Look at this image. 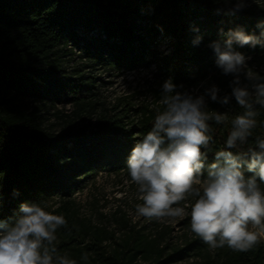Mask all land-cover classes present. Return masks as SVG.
I'll use <instances>...</instances> for the list:
<instances>
[{
    "label": "trees",
    "instance_id": "16d2710c",
    "mask_svg": "<svg viewBox=\"0 0 264 264\" xmlns=\"http://www.w3.org/2000/svg\"><path fill=\"white\" fill-rule=\"evenodd\" d=\"M246 2L244 10L230 15L225 0H0V219L11 223L24 202L42 206L54 197L71 198L100 171L130 180L127 157L162 110L161 87L168 78L189 91L207 81L205 86L215 83L221 95L230 92L231 77L221 74L208 45L223 38L220 29L239 27L259 35L264 0ZM198 35L203 40L196 45ZM164 42L165 53L158 49ZM237 50L251 57L249 64H264L259 45ZM76 58L81 62L69 66ZM153 67L162 82L151 101L122 99L107 107L95 92L102 79L96 73ZM62 102L70 105L69 113L56 109ZM53 109L57 122L48 124L46 115ZM208 110L227 112L228 120L209 121L213 142L206 166L224 147L231 120L244 111L234 100L228 107L209 101ZM257 111L249 144L264 137V108L257 106ZM63 216L67 246L75 240L73 219ZM165 233L147 235L131 228L110 251L94 236L87 250L101 249L97 264H134L141 257L159 264L168 247ZM205 247L195 235L166 261L204 255ZM206 264H264V246L259 242L247 252L217 248Z\"/></svg>",
    "mask_w": 264,
    "mask_h": 264
},
{
    "label": "clouds",
    "instance_id": "9594fccd",
    "mask_svg": "<svg viewBox=\"0 0 264 264\" xmlns=\"http://www.w3.org/2000/svg\"><path fill=\"white\" fill-rule=\"evenodd\" d=\"M225 3L230 5V15L247 7L246 0ZM257 28L259 35L239 27L220 29L223 38L208 45L221 74L231 77L230 92L221 95L220 87L205 86L207 81L191 91L172 78L163 82L162 110L126 160L141 201L135 205L136 215L158 222L188 216L191 232L211 249L227 246L247 252L264 238V137L256 136L249 144L257 127V106L264 108V75L249 66L250 56L237 50L264 48V21ZM202 40L198 35L193 43ZM233 100L244 111L231 120L224 147L206 166L213 142L209 121L228 120L227 112L209 111V101L228 107ZM245 145L246 150H241ZM66 223L64 216L38 202L21 203L11 223L0 219V264H77L67 254L61 255L55 244L57 230ZM82 259L87 261V254Z\"/></svg>",
    "mask_w": 264,
    "mask_h": 264
},
{
    "label": "rangeland",
    "instance_id": "374dc122",
    "mask_svg": "<svg viewBox=\"0 0 264 264\" xmlns=\"http://www.w3.org/2000/svg\"><path fill=\"white\" fill-rule=\"evenodd\" d=\"M158 49L161 52H167V42L161 43ZM80 62L81 60L76 58L75 62L69 66ZM249 66L258 73H264V64L261 66L249 64ZM96 76H100L102 79L97 83L95 92L107 107L114 106L122 99H130L135 103L151 101L153 92L162 82L161 72L154 67L150 70L139 69L120 74L96 73ZM56 109L64 113H69L72 110L70 105L65 102L57 104ZM55 110H51L46 115V119H49L48 124L57 122L53 116ZM56 125L58 126L60 123ZM137 195L136 186L125 176L110 175L100 171L96 176L88 179L82 189L73 197L65 200L54 197L43 202L42 207L53 214L62 216L66 214L73 219L71 234L75 240L71 245L66 246V243L70 242V237L67 236L64 229L59 228L56 232L55 244L56 247H59V253L67 254L76 260L77 264H97L95 259L99 256L101 249L87 250V246L94 236L102 238V246L110 251L113 248H118V245L122 244L125 237L130 234L131 228H134L147 235L166 231L164 242L168 247L159 264H206V260L214 256L217 249H211L206 245L204 255L182 261H178L176 258L166 261L167 254L172 252L175 247L183 245L186 240L195 236L190 230V220L187 224L183 223L186 218L190 219V217L165 218L160 222L139 217L135 213V205L141 203ZM153 222H157V225H154ZM260 243L264 246V238H261ZM85 254L88 256L87 261L82 259ZM134 264H155V262L141 257Z\"/></svg>",
    "mask_w": 264,
    "mask_h": 264
}]
</instances>
